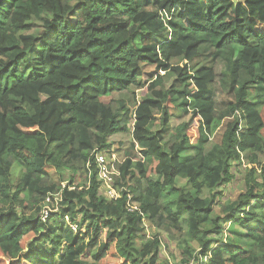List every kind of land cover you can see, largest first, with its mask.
Segmentation results:
<instances>
[{"label": "trees", "instance_id": "trees-1", "mask_svg": "<svg viewBox=\"0 0 264 264\" xmlns=\"http://www.w3.org/2000/svg\"><path fill=\"white\" fill-rule=\"evenodd\" d=\"M216 60L234 80L222 110ZM137 90L134 108L115 99ZM263 112L264 0H0L1 254L101 264L114 245L122 264H172L160 257L165 233L175 264H264ZM176 114L189 118L168 144ZM97 154L118 157L117 200ZM241 166L244 191L224 200ZM56 194L59 211L43 218Z\"/></svg>", "mask_w": 264, "mask_h": 264}, {"label": "rangeland", "instance_id": "rangeland-1", "mask_svg": "<svg viewBox=\"0 0 264 264\" xmlns=\"http://www.w3.org/2000/svg\"><path fill=\"white\" fill-rule=\"evenodd\" d=\"M47 15V14H46ZM32 24V28L35 32H39L41 30V21L40 20H33L31 22ZM212 50H208L207 51V60H210L213 58L212 54H211ZM207 64L210 65H214L215 64V68H216V78L214 81V85H213V90H214V95L216 97L217 103H218V110H222V107H224L223 105H219L220 102H229L235 94V91L233 89H231V85L232 82L234 81L232 79V77L230 76V73L228 72V66L223 63L221 60H216L214 62L210 61ZM195 66H199L200 63L199 62H195L194 63ZM152 68H147V71H151ZM221 73V74H219ZM161 74L164 76L165 79V84L166 86L169 88L173 87V82L176 79L175 76H173V74L171 72H161ZM219 74V75H218ZM236 87H238V84H235ZM224 90L226 92V95L223 94L222 92H224ZM230 91V93H228ZM228 93V94H227ZM144 96V90H137V91H125L121 94H118L115 99H120V100H124L126 102V106H128L129 108H134L135 104H137L138 102H140L142 100ZM113 107L115 109L119 108V103L118 101H113ZM171 112L176 113L177 111L174 108H171ZM263 116H264V112H263ZM189 118L188 115H175L172 117L171 119V126L172 128L169 130V133L167 134L166 137V141L168 142V144L172 143L175 140V128H173L174 126L179 125L181 122L187 120ZM161 128V125L159 124V121H157V123L155 124L153 130L156 131L158 129ZM224 132V125H220V127L215 131L214 136L212 137V139H210L209 144L207 145V149L210 150L214 144L216 143V141L220 140L222 137V134ZM189 136L191 137L192 141H196L197 137H198V129L197 126H195L193 129H191L188 132ZM121 134H117L116 136L119 137ZM116 139V138H115ZM116 148V146H115ZM142 149L137 145L136 146V151L139 155V151H141ZM116 158L118 159L117 155ZM119 160H121L119 158ZM107 163L108 164H112V158L109 159L107 157ZM115 166V164H114ZM245 168L244 167H237V169L234 170L235 173V179L233 182H231L229 185L223 186L221 187V191L224 194V200H233L237 197V195H239V193L241 191H244V174H245ZM150 176L152 178H154L156 175H154V172H150ZM56 205V204H55ZM183 215V214H182ZM181 225L183 226V231L186 230L187 231V225L186 222L184 221V219H182V223ZM188 234V232H187ZM161 238L163 241V246L161 248L160 251V257L162 259H166L169 262H171L172 264H175V262L179 259V253H178V248H177V243L170 241L167 234L165 233H161ZM186 238V237H184ZM47 246L43 245L42 249L43 251H47ZM174 257V259H173ZM123 259L120 257L117 249L115 248L114 245L111 246V248L109 249L106 257L101 261V264H122ZM0 264H9V260L8 258L4 257L3 254H1L0 252Z\"/></svg>", "mask_w": 264, "mask_h": 264}, {"label": "built area", "instance_id": "built-area-1", "mask_svg": "<svg viewBox=\"0 0 264 264\" xmlns=\"http://www.w3.org/2000/svg\"><path fill=\"white\" fill-rule=\"evenodd\" d=\"M97 161L100 166L99 170V177L102 180V188L103 193L105 196H107L110 200H117L120 195L117 189L114 187V177L113 174L115 173V162L117 161V158L115 155L112 156V164L107 163V156L103 154H97ZM60 194L56 195H49L47 196L45 200V205L42 210V217L47 218L49 214L56 213L59 211V202H60ZM54 201V203H53ZM56 204V205H55ZM134 210L136 208L130 207V210ZM65 220L68 222V217H65ZM71 228L73 231L78 230V225L76 223H70Z\"/></svg>", "mask_w": 264, "mask_h": 264}]
</instances>
